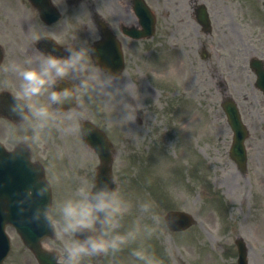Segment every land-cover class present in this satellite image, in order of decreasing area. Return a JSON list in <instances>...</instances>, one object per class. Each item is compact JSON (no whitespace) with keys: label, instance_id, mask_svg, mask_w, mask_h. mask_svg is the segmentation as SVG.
I'll list each match as a JSON object with an SVG mask.
<instances>
[{"label":"rangeland","instance_id":"374dc122","mask_svg":"<svg viewBox=\"0 0 264 264\" xmlns=\"http://www.w3.org/2000/svg\"><path fill=\"white\" fill-rule=\"evenodd\" d=\"M243 2L244 0L228 1V9L234 15L231 19H226L228 22L237 21L235 16L238 13L235 9L245 8ZM262 3V0L246 2V12L249 17L248 35L252 29H260L257 21L264 23V15L261 14L264 11L261 7ZM248 42L249 55L256 54V45L250 40ZM208 110L212 111L211 107ZM206 113L203 118L199 114L200 120H192L193 125H190L191 120L167 119L168 117L163 115L162 109L158 106L152 108L150 120L147 115V119L142 120L141 124H137L136 120H123L126 112L118 114V120H105L106 124H112L110 128L114 129L115 139L124 138L128 140L127 144L138 146L137 151L133 152L130 147L116 145L114 174L121 188L134 201L142 199L144 194L153 195L154 190L144 183L142 177L152 175L157 179L163 161L168 163L173 172L181 175L180 189L172 188L171 196L167 190V200L158 203V211L162 218L170 206L185 209L193 213L197 223L187 232L179 234L169 232L162 220L160 232L146 243L161 256L163 264H236L233 244L236 236H242L247 243L248 264H264V120H252L250 123L251 147L248 166L247 172L242 173L228 159L225 165L221 162L219 154L227 141L225 125H220L221 120H205ZM146 125L150 128V132L144 139L139 134L144 133ZM9 129L6 131L9 132ZM62 136L64 138V134ZM179 138H183L185 142L182 148H179ZM6 141L9 145L15 144L14 141ZM56 143L61 146L60 140ZM64 143L67 145V141ZM74 143L80 142L74 139ZM152 143L149 149L147 145ZM194 144L195 148L192 150ZM192 151L198 166L196 179L192 171L194 165ZM42 155L46 160H50L47 163L49 171L65 172L64 179L60 180V183L67 179L76 181L75 185L68 186L65 182L59 188L60 191L63 188L59 201L70 194L78 183L82 181L90 183L96 162L92 153L85 152V157H81L78 152L66 147V155L57 154L49 138ZM211 161L219 167L208 166V162ZM144 162L148 163L146 168L141 166ZM54 163H60L62 167L54 166ZM69 168L74 172H70ZM213 178H220L221 182H224L218 195L209 191V184L211 185ZM167 179L171 185H175L176 180L169 172ZM138 219H141L139 210L134 208L131 217L126 219L128 221L126 229ZM58 231L59 225H57V233ZM48 243L61 252L62 246L58 235ZM135 246L137 242L128 246L126 254L120 259L122 264H132L134 258L130 255V249ZM169 250L172 252L171 256L168 255ZM110 257L111 254L106 255L104 256L106 260L103 258L101 261L89 257L87 264H98V262L107 264ZM5 264H34V262L20 246L15 244Z\"/></svg>","mask_w":264,"mask_h":264},{"label":"clouds","instance_id":"9594fccd","mask_svg":"<svg viewBox=\"0 0 264 264\" xmlns=\"http://www.w3.org/2000/svg\"><path fill=\"white\" fill-rule=\"evenodd\" d=\"M51 3L65 23L79 21L85 15L92 19L88 0H80V10L71 16L67 14L68 0H51ZM116 22L119 26L134 24L138 29L142 28L141 24L133 23L125 16H119ZM82 26L85 35L78 32ZM35 38L39 40L42 35ZM102 39L103 34L95 21L92 19L91 24L84 21L76 29L73 42L63 46L65 54L41 52L40 56L24 61L30 65L28 67L15 60L2 66L3 73L19 77L9 105V110L18 117L8 132L16 147L23 145L31 152L33 144L47 141L54 132L68 133L77 127L83 135L91 134L93 127L83 124L85 107L82 99L110 105L118 93L126 90L119 87L118 74L100 64L97 41ZM168 71L171 73L174 69L169 66ZM64 81L68 83L59 87ZM6 83L15 82L6 80ZM66 104L71 106L65 107ZM78 104V111H65ZM125 108L128 111L122 119L134 120L135 111L129 104H125ZM69 121L73 123L69 124ZM44 179V183L36 181L27 187L15 203L21 213L30 210L31 214L26 217L29 221L46 223L54 231L59 225L60 264H87L89 257L115 255L134 242L139 243L130 249L134 258L132 264H163L161 256L146 243L161 230L162 218L154 198L148 196L134 201L113 178L95 183L82 181L55 205L51 199L47 203H37L52 190L51 182L47 177ZM56 180L60 181L59 174ZM134 208L139 210L141 219L121 231L125 217ZM168 255H172L170 250Z\"/></svg>","mask_w":264,"mask_h":264}]
</instances>
